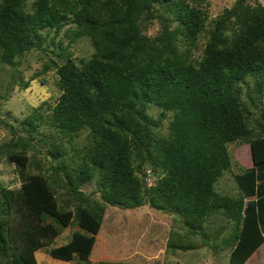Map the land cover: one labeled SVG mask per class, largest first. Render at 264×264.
Here are the masks:
<instances>
[{
	"label": "trees",
	"instance_id": "obj_1",
	"mask_svg": "<svg viewBox=\"0 0 264 264\" xmlns=\"http://www.w3.org/2000/svg\"><path fill=\"white\" fill-rule=\"evenodd\" d=\"M24 3L0 0L3 59L42 45L47 33L41 28H54V42L69 13L76 25L65 33L71 40L88 35L94 51L80 64L69 57L57 64L61 93L48 118L56 133L40 130L36 109L22 119L24 135L0 118L12 131L0 146V159L26 166L27 150L33 149L37 166L50 164L49 173L25 175L19 189L2 193L0 264H38L35 250L73 222L79 227L69 239L48 251L88 260L104 207H137L147 196L179 216L189 232L205 234V216L214 211L233 218L228 261L244 264L264 239V133L248 124L241 101L245 94L255 102L264 90V5L235 0L208 20L202 0H72L66 8L55 0H34L31 13ZM151 16L160 21L153 36L143 31ZM202 36L197 56L193 50ZM248 74L252 85L243 92ZM150 102L162 108L158 115L147 111ZM166 110L173 114L163 135L157 128ZM82 129V148L71 144L76 160L62 137ZM34 138L46 144L45 151ZM232 139L247 142L251 156L234 175L235 195L214 188L231 165L226 142ZM150 158L166 175L148 189L135 171ZM92 177L100 202L79 186ZM58 187L76 200L73 207L59 199ZM168 245L194 247L173 240Z\"/></svg>",
	"mask_w": 264,
	"mask_h": 264
},
{
	"label": "rangeland",
	"instance_id": "obj_2",
	"mask_svg": "<svg viewBox=\"0 0 264 264\" xmlns=\"http://www.w3.org/2000/svg\"><path fill=\"white\" fill-rule=\"evenodd\" d=\"M55 1L56 5L66 8L68 1L72 0ZM234 1L202 0L201 6L205 9L209 20L221 14L223 9L230 7ZM257 1L264 5V0ZM33 3L34 0H25L24 11L31 13ZM151 17L144 24L143 31L153 36L160 28V21L157 17ZM62 23V28L55 36L54 42L51 40L54 28H41L47 33L42 45L24 48L21 53L13 57L12 61L2 58L0 47V118L8 120L23 135L25 129L22 119L34 109L41 115L40 130L45 133H56L54 127L49 124L48 118L61 93L57 82V64L68 57L80 64L94 51L92 40L88 35H80L71 40L65 33L66 28L76 25L72 13H69ZM59 38L62 40V46L57 42ZM205 39L202 36L198 40V46L193 50L195 55L202 54ZM246 78L248 81H243V92L252 85L251 75L248 74ZM241 101L244 112L248 114V124L256 132L264 133V90L255 102H251L245 94L242 95ZM161 110L162 108L153 102L148 104L147 111L154 116ZM172 114V110L164 111L157 132L168 134L170 131L168 124ZM11 136L12 131L9 126L0 122V146ZM62 139L67 147V154L79 160L77 151L71 147V144L82 148L87 141V130H80L73 138L64 135ZM33 141L42 150H46L45 143L38 142L35 138ZM226 144L231 156V165L215 181L214 188L218 192L235 195L238 193V187L234 175L250 164L251 156L248 143L241 139H232ZM32 153L33 149L27 150L29 160L26 166H18L5 156L1 157L0 206L2 193L5 190L19 189L25 175L40 169L45 174L50 172V164L45 162L41 167L37 166L36 158ZM153 162L155 161L150 158L138 171H135L142 188L154 187L158 180L166 175L164 169L159 165L154 166ZM146 168H150L151 171L147 173ZM63 176L66 178L65 174ZM93 177L81 181L79 186L94 200L100 202V192ZM57 194L61 201L68 199L67 205L73 207L76 200L69 197L63 187H58ZM234 222L233 218L220 211H214L205 216V234L201 231L189 232L179 216L152 205L150 197L147 196L146 200L137 207L121 208L110 204L104 207L100 228L96 233L88 260L77 256L72 259H62L52 256L48 251L51 246L69 239L72 232L79 227L75 222L62 226L60 232L50 242L35 250V257L38 264H229ZM169 240L191 242L194 247L187 249L170 247ZM244 264H264V239Z\"/></svg>",
	"mask_w": 264,
	"mask_h": 264
},
{
	"label": "built area",
	"instance_id": "obj_3",
	"mask_svg": "<svg viewBox=\"0 0 264 264\" xmlns=\"http://www.w3.org/2000/svg\"><path fill=\"white\" fill-rule=\"evenodd\" d=\"M146 171H147V173H149L151 171V169L150 168H146Z\"/></svg>",
	"mask_w": 264,
	"mask_h": 264
}]
</instances>
